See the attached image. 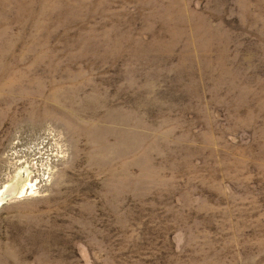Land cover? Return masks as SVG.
<instances>
[{
  "label": "rangeland",
  "instance_id": "rangeland-1",
  "mask_svg": "<svg viewBox=\"0 0 264 264\" xmlns=\"http://www.w3.org/2000/svg\"><path fill=\"white\" fill-rule=\"evenodd\" d=\"M0 264H264V0H0Z\"/></svg>",
  "mask_w": 264,
  "mask_h": 264
},
{
  "label": "bare ground",
  "instance_id": "bare-ground-1",
  "mask_svg": "<svg viewBox=\"0 0 264 264\" xmlns=\"http://www.w3.org/2000/svg\"><path fill=\"white\" fill-rule=\"evenodd\" d=\"M24 174L21 172H18L15 174V178L2 190L0 191V201L5 200L7 197H11L13 195L19 194L24 190V187L27 185L25 181L27 180V177L23 179ZM2 202V201H1Z\"/></svg>",
  "mask_w": 264,
  "mask_h": 264
},
{
  "label": "water",
  "instance_id": "water-1",
  "mask_svg": "<svg viewBox=\"0 0 264 264\" xmlns=\"http://www.w3.org/2000/svg\"><path fill=\"white\" fill-rule=\"evenodd\" d=\"M8 198H10V197L5 198V200L8 199Z\"/></svg>",
  "mask_w": 264,
  "mask_h": 264
}]
</instances>
